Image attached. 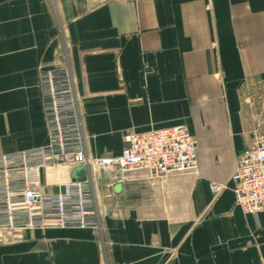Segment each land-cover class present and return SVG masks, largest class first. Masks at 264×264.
Returning <instances> with one entry per match:
<instances>
[{"label":"crops","instance_id":"obj_1","mask_svg":"<svg viewBox=\"0 0 264 264\" xmlns=\"http://www.w3.org/2000/svg\"><path fill=\"white\" fill-rule=\"evenodd\" d=\"M58 66L99 226L9 232L0 264H264V212L244 214L230 179L259 125L245 92L264 82V0H0V156L47 144L38 73ZM177 125L197 142L188 173L118 183L93 166ZM68 171L41 169L39 189Z\"/></svg>","mask_w":264,"mask_h":264},{"label":"built area","instance_id":"obj_2","mask_svg":"<svg viewBox=\"0 0 264 264\" xmlns=\"http://www.w3.org/2000/svg\"><path fill=\"white\" fill-rule=\"evenodd\" d=\"M38 81L48 142L37 149L0 156V244L3 233L16 230L99 226L88 177L86 173L84 181L76 177L77 170L90 163L69 69L40 70ZM123 141L120 154L92 162L97 169L113 172L118 183L132 174L160 178L196 168L197 142L183 125L127 133ZM61 168L69 169L66 181L59 179L58 183L64 190L41 191L40 170L52 169L59 177ZM230 179L235 204L244 214L264 212V123L252 130Z\"/></svg>","mask_w":264,"mask_h":264},{"label":"rangeland","instance_id":"obj_3","mask_svg":"<svg viewBox=\"0 0 264 264\" xmlns=\"http://www.w3.org/2000/svg\"><path fill=\"white\" fill-rule=\"evenodd\" d=\"M246 111L258 120L259 124L264 123V82L248 88L245 92ZM7 233H3L2 243L9 239Z\"/></svg>","mask_w":264,"mask_h":264},{"label":"water","instance_id":"obj_4","mask_svg":"<svg viewBox=\"0 0 264 264\" xmlns=\"http://www.w3.org/2000/svg\"><path fill=\"white\" fill-rule=\"evenodd\" d=\"M78 172L76 173V177H77V180L78 181H84L86 179V176H85V172L80 169L77 170ZM121 188V185L120 184H117L115 187H114V191L115 192H119Z\"/></svg>","mask_w":264,"mask_h":264}]
</instances>
